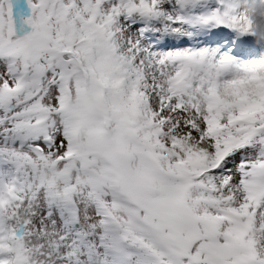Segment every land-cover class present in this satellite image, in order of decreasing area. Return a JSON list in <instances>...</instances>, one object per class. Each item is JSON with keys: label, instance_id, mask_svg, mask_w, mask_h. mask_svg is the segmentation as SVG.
Here are the masks:
<instances>
[{"label": "snow or ice", "instance_id": "6c2138e0", "mask_svg": "<svg viewBox=\"0 0 264 264\" xmlns=\"http://www.w3.org/2000/svg\"><path fill=\"white\" fill-rule=\"evenodd\" d=\"M242 7L0 0V264H264Z\"/></svg>", "mask_w": 264, "mask_h": 264}, {"label": "clouds", "instance_id": "9594fccd", "mask_svg": "<svg viewBox=\"0 0 264 264\" xmlns=\"http://www.w3.org/2000/svg\"><path fill=\"white\" fill-rule=\"evenodd\" d=\"M242 11L251 21V33L256 43L264 44V0H241Z\"/></svg>", "mask_w": 264, "mask_h": 264}, {"label": "rangeland", "instance_id": "374dc122", "mask_svg": "<svg viewBox=\"0 0 264 264\" xmlns=\"http://www.w3.org/2000/svg\"><path fill=\"white\" fill-rule=\"evenodd\" d=\"M258 49L260 50V53H258L257 56H253L252 59L253 58H258L262 53H264V46H262V48L259 47ZM230 52H231L232 55L236 56V58H237L238 61L241 60V59H243V58L244 59H247L249 57V56L246 57V55L242 52V49L241 48H239L236 51L235 50H232V48H231Z\"/></svg>", "mask_w": 264, "mask_h": 264}, {"label": "bare ground", "instance_id": "6f19581e", "mask_svg": "<svg viewBox=\"0 0 264 264\" xmlns=\"http://www.w3.org/2000/svg\"><path fill=\"white\" fill-rule=\"evenodd\" d=\"M246 37H247V36H246ZM246 37L244 36V38H246ZM237 40L240 41V37H239V36L237 37ZM255 55H257V54H255Z\"/></svg>", "mask_w": 264, "mask_h": 264}]
</instances>
